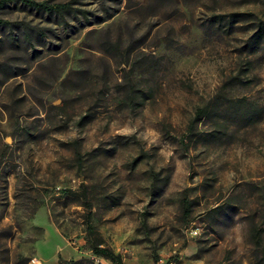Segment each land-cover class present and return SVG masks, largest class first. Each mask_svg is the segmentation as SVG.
<instances>
[{
	"label": "rangeland",
	"instance_id": "rangeland-1",
	"mask_svg": "<svg viewBox=\"0 0 264 264\" xmlns=\"http://www.w3.org/2000/svg\"><path fill=\"white\" fill-rule=\"evenodd\" d=\"M33 1L69 10H0L45 34L0 28V264H111L87 222L125 264H264V0Z\"/></svg>",
	"mask_w": 264,
	"mask_h": 264
},
{
	"label": "trees",
	"instance_id": "trees-1",
	"mask_svg": "<svg viewBox=\"0 0 264 264\" xmlns=\"http://www.w3.org/2000/svg\"><path fill=\"white\" fill-rule=\"evenodd\" d=\"M12 3H19L23 7L30 9L32 11L37 12L41 15H61L69 10V7L66 5H50L49 2H35L33 0H0V10ZM218 19H223L222 16L217 17ZM0 28L14 30L18 28L22 30V35L26 39L27 43H30L33 38L42 39L45 37V34L42 30L29 28L25 25L18 22H10L6 20H2L0 18ZM11 42L16 41V37L9 36ZM254 41L260 43L264 39V25L260 26L257 31L254 33ZM200 113V112H199ZM198 119L202 118V112L197 114ZM76 196V193H71ZM84 198H86L85 194H82ZM87 199V198H86ZM183 209L185 212V219H187L189 207L187 206L186 202H183ZM86 244L93 255L103 258L104 260L110 262L111 264H125L120 255L115 254L110 248L105 245L104 240L102 239L101 235L98 233L96 228L91 225L90 222L86 223Z\"/></svg>",
	"mask_w": 264,
	"mask_h": 264
}]
</instances>
